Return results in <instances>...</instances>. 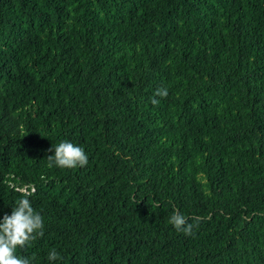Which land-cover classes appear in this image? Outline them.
Masks as SVG:
<instances>
[{"label": "trees", "instance_id": "trees-1", "mask_svg": "<svg viewBox=\"0 0 264 264\" xmlns=\"http://www.w3.org/2000/svg\"><path fill=\"white\" fill-rule=\"evenodd\" d=\"M20 188L31 264H264V0H0V220Z\"/></svg>", "mask_w": 264, "mask_h": 264}, {"label": "clouds", "instance_id": "clouds-1", "mask_svg": "<svg viewBox=\"0 0 264 264\" xmlns=\"http://www.w3.org/2000/svg\"><path fill=\"white\" fill-rule=\"evenodd\" d=\"M167 96V88L157 89L151 98V103L158 105L159 100L155 97L166 98ZM53 148L54 155L47 156L49 168L72 169L88 164V155L83 147L62 141ZM19 191L23 198L16 202L15 207H12L10 215L5 213L0 220V264H31L28 258L16 254L17 249L24 248L38 236H43V217L34 210L28 199L32 192L27 188H20ZM169 223L177 232H183L187 236L193 235V229L198 225V222L197 225L188 223L186 217L178 211L170 217ZM47 259L49 262L60 259L55 248L49 251Z\"/></svg>", "mask_w": 264, "mask_h": 264}, {"label": "built area", "instance_id": "built-area-1", "mask_svg": "<svg viewBox=\"0 0 264 264\" xmlns=\"http://www.w3.org/2000/svg\"><path fill=\"white\" fill-rule=\"evenodd\" d=\"M31 192H35V189H34V188H32V189H31Z\"/></svg>", "mask_w": 264, "mask_h": 264}]
</instances>
